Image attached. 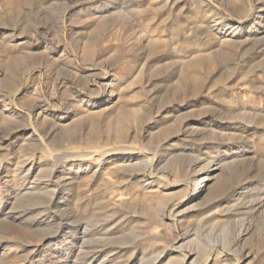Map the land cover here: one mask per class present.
I'll return each mask as SVG.
<instances>
[{
    "label": "rangeland",
    "instance_id": "rangeland-1",
    "mask_svg": "<svg viewBox=\"0 0 264 264\" xmlns=\"http://www.w3.org/2000/svg\"><path fill=\"white\" fill-rule=\"evenodd\" d=\"M257 36L264 0H0V264H264Z\"/></svg>",
    "mask_w": 264,
    "mask_h": 264
},
{
    "label": "bare ground",
    "instance_id": "bare-ground-1",
    "mask_svg": "<svg viewBox=\"0 0 264 264\" xmlns=\"http://www.w3.org/2000/svg\"><path fill=\"white\" fill-rule=\"evenodd\" d=\"M264 39V36H257V37H253L252 38V40H254L256 43L258 42H262V40ZM260 52H261V48H259L258 49ZM256 51V50H255ZM91 105V104H90ZM120 121V120H119ZM121 122V121H120ZM122 130H124V126H123V124H122V122L121 123H117V135L119 136V133H121L122 132ZM234 148L235 147H233V150L232 151H234ZM149 156V155H148ZM147 158V157H146ZM150 158V157H149ZM156 160V155H154L151 159H149V161H147V163L146 164H144L145 166H144V169H146V170H151V167H152V163H153V161H155ZM204 168H207L206 166L204 167ZM220 168V165L219 166H217V168L216 169H219ZM150 172V171H149ZM205 178H213V176H212V172H210V173H208V175H205V176H203V177H201V178H199V181L196 183L197 184V186H199V187H201L202 186V184H203V180L205 179ZM186 190H187V188H186ZM186 190H185V192L181 195V200H180V202H185V201H188V200H190L191 198H193L194 196H195V194H192L190 197H187V193H186ZM245 230V233H246V229H244ZM244 230H240V232H239V234H242V232L244 231ZM189 234L190 233H188V232H186V233H184V235H183V239H185V238H188V236H189ZM182 247V245H180V247L179 248H181ZM184 247V246H183ZM182 247V248H183ZM227 247V246H226ZM224 248V247H223ZM210 251V250H209ZM187 257H186V255H184L183 256V258L181 259V262H185V259H186Z\"/></svg>",
    "mask_w": 264,
    "mask_h": 264
}]
</instances>
